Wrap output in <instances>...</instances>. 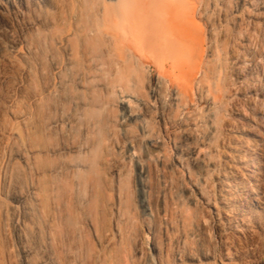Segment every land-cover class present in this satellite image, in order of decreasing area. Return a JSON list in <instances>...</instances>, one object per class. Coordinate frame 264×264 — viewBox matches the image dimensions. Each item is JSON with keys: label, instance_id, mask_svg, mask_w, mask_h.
I'll list each match as a JSON object with an SVG mask.
<instances>
[{"label": "rangeland", "instance_id": "rangeland-1", "mask_svg": "<svg viewBox=\"0 0 264 264\" xmlns=\"http://www.w3.org/2000/svg\"><path fill=\"white\" fill-rule=\"evenodd\" d=\"M170 1L171 28L124 59L106 38L91 81L46 36L66 0L0 6V264L264 263V0ZM34 121L46 176L14 140Z\"/></svg>", "mask_w": 264, "mask_h": 264}, {"label": "bare ground", "instance_id": "bare-ground-1", "mask_svg": "<svg viewBox=\"0 0 264 264\" xmlns=\"http://www.w3.org/2000/svg\"><path fill=\"white\" fill-rule=\"evenodd\" d=\"M33 1L40 7L39 0ZM17 2L24 4V0H0V6L4 10H12L14 7L15 9L17 8ZM42 2L58 6V0H42ZM62 12L61 17L57 16L54 18V21L48 22L46 28L47 39L61 53L65 68L70 70L75 77H82L87 81L92 80L94 72L97 70L96 68H99L105 62L106 53L103 51L102 43L106 38L110 40L119 57L124 59L122 47L125 45L129 47L133 43L141 41L142 37L150 38L155 31L166 32L171 28L172 23H174L173 8L170 0H102L101 2L86 0V3H82L81 0H66L65 8L63 7ZM186 14L185 10L180 18L186 17ZM185 90H187L186 87ZM16 115L18 114H13L14 117H19ZM28 127V132L25 136L19 132H15L14 140H18L27 146L29 157L26 164L31 173L38 177L46 176L52 168L42 166L39 160V158L47 155L48 151L45 145L44 134L42 133V129H40L41 127L35 121ZM5 133V129L0 131V144L4 141ZM92 165L91 158H88L84 164H76V171H89ZM221 189L230 190L229 188ZM223 199H225L223 213L227 216V220L230 223L236 222V218L242 220V215L237 213L239 202L229 193H226ZM249 203L255 210H261L263 209L264 200L256 194L249 198ZM220 212L221 210L217 209L218 217ZM233 212L237 217L232 215ZM235 230L239 229L235 226ZM145 238H143V241L147 240ZM238 240L240 239L238 238ZM218 243L216 249L220 254L222 250L227 248L222 240H219ZM243 246H238L237 249L239 251L237 250V259L235 261L230 260V254H227V259L229 260L225 264H248L243 261V255L247 252L246 247L244 248Z\"/></svg>", "mask_w": 264, "mask_h": 264}, {"label": "water", "instance_id": "water-1", "mask_svg": "<svg viewBox=\"0 0 264 264\" xmlns=\"http://www.w3.org/2000/svg\"><path fill=\"white\" fill-rule=\"evenodd\" d=\"M264 264V263H263Z\"/></svg>", "mask_w": 264, "mask_h": 264}]
</instances>
